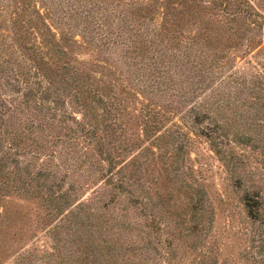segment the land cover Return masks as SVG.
<instances>
[{
    "label": "rangeland",
    "instance_id": "1",
    "mask_svg": "<svg viewBox=\"0 0 264 264\" xmlns=\"http://www.w3.org/2000/svg\"><path fill=\"white\" fill-rule=\"evenodd\" d=\"M103 1L127 3L136 24L159 27L174 50L191 39L213 54L214 66L222 67L209 88L231 82L224 88L230 94L264 63V41L254 49L264 30L246 49L247 23L205 0ZM254 4L264 13V0ZM82 32L72 26L47 57L56 71L58 109L30 98L12 114L0 111V134L19 135L17 152L4 153L0 143V264H66V249L75 244L79 257L88 255L78 264H264V139L255 136L264 137V92L250 114L201 113L196 123L189 110L197 98L186 105L160 98L159 108L150 109L160 122L151 123L143 118L148 102L140 90L119 80L124 67L116 70L118 60L88 46ZM75 85L97 89L102 98L93 97L87 109L69 107ZM111 97L120 114L105 133L102 109ZM64 108L88 125L100 123L122 187L109 181L112 166L77 136ZM145 122L156 129L145 133ZM58 240L61 252L54 249Z\"/></svg>",
    "mask_w": 264,
    "mask_h": 264
},
{
    "label": "trees",
    "instance_id": "2",
    "mask_svg": "<svg viewBox=\"0 0 264 264\" xmlns=\"http://www.w3.org/2000/svg\"><path fill=\"white\" fill-rule=\"evenodd\" d=\"M205 3L208 7H218L225 17L237 19L241 16L249 26L247 33L250 34L244 46L251 50L256 34L264 30V13L258 10L254 0H205ZM125 5L123 7V4L116 2L107 5L103 0H0L1 113L12 114L30 98L40 108L58 109L61 95L54 86L56 71L47 57L51 51L59 48L60 41L68 40L71 27L75 25L82 26L81 38L88 46L115 57L118 60V63H113L115 69L124 67V70L118 71L119 80L126 82L125 86L129 85L130 89L140 90L138 94L148 102L143 118H151V123L160 122L159 112H150L151 106H159L155 104L157 101L162 103L160 98L165 99L163 102L166 101L168 105H186L192 98H197L199 102H193L189 110L193 115V123L199 120L201 113L217 115L221 111H240L250 114L257 110L256 105L259 106L261 101L259 93L264 92V63L258 64L261 68L259 71L253 68L243 83L234 85L230 94L224 93L228 90L224 88L231 82H224L220 86L214 84L209 88L208 83L212 82L215 69L222 67L214 66L211 60L213 54L202 50L191 39L181 42L174 50L170 42L166 45L162 40L159 27L136 24L131 10L127 8L128 4ZM263 41L261 38L254 49L259 48ZM248 54L251 55V52ZM62 68L65 73H74L72 67ZM78 86L85 87V84ZM78 86L75 85L73 89L69 107L75 109V103L79 108L87 109L91 106L93 97L102 98L97 89L87 87L84 90L77 88ZM166 94L169 95L165 96ZM232 94L241 95L238 98L231 97ZM111 99L108 104L104 102L102 109L105 113L101 120L105 133L112 128L111 121H116L120 114L118 100L114 97ZM162 105L160 104V108ZM62 111L65 119L73 121V130L77 136L93 145L98 156L112 166L107 171L109 181L115 188L122 187L123 180L115 178L118 171L117 167L114 168V159L105 154L100 123L97 121L95 125H88L70 114L67 108ZM155 129L156 126L144 123L145 133ZM202 135L208 137V134ZM258 135L255 136L259 140L264 139L262 135ZM18 137L19 135L3 137L0 134V143L6 147V150L1 151L6 154L17 152L15 146L19 142ZM209 141L212 142V139ZM18 153L15 154L19 155ZM47 158L55 160L52 154ZM245 205L250 207L248 202ZM253 211V207L248 208L249 217L255 215ZM72 242L70 240L66 244ZM75 246L66 249L63 256L66 257V264H78L82 259H87L88 255L83 252L79 257L77 253L80 250L75 251ZM62 248L63 245L58 240L54 249L61 252Z\"/></svg>",
    "mask_w": 264,
    "mask_h": 264
}]
</instances>
